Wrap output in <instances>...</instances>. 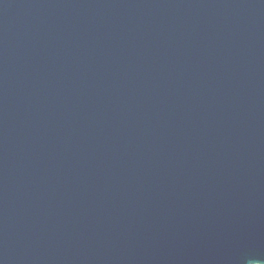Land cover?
<instances>
[{
	"label": "water",
	"instance_id": "1",
	"mask_svg": "<svg viewBox=\"0 0 264 264\" xmlns=\"http://www.w3.org/2000/svg\"><path fill=\"white\" fill-rule=\"evenodd\" d=\"M0 264H264V0H0Z\"/></svg>",
	"mask_w": 264,
	"mask_h": 264
}]
</instances>
